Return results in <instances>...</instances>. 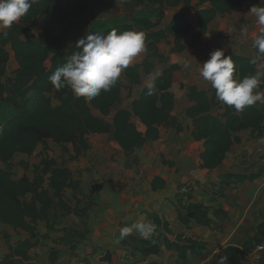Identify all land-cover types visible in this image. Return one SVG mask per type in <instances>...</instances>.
<instances>
[{
  "label": "trees",
  "instance_id": "1",
  "mask_svg": "<svg viewBox=\"0 0 264 264\" xmlns=\"http://www.w3.org/2000/svg\"><path fill=\"white\" fill-rule=\"evenodd\" d=\"M181 4H194L198 9L197 31L194 33L193 23L184 15H174L164 26L149 17H139L129 23L95 31L106 34L113 28L123 32L135 30L145 34L146 58L137 64L123 70L132 84L141 79V72L150 74L154 71L153 57L165 61V55L159 49V43L173 38V51L185 50V38L191 34V43L198 41L209 31L210 24L219 16L230 12H247L253 5H259L260 0H131L132 7L143 6L150 12H158L160 20L165 17L168 8ZM90 11L88 0H67L65 4H58L56 0H37L29 12L18 22L0 31V97L7 103L15 105L17 113L0 128V222L29 234L12 244L9 237L8 252L0 259V264H19L33 259V249L40 244L38 226L45 222L47 232L42 238H50V232L56 229L55 212L59 209V217L75 214L85 217L95 206L94 198L88 195L84 205L76 196L80 189V180L74 177L73 171L61 164L55 158L45 157L35 166V175L24 174L21 178H13L11 172L12 159L17 153L32 155L39 144L49 150L48 140L61 144L65 152H69L68 144H72L73 153L69 160H78L91 147L90 134H111L114 140L125 152H131L143 147L149 140L160 138V127L168 125L175 107L174 94L171 90L174 73L181 68L178 63H172L163 69L152 86L144 87L139 98L132 103V110L118 108L109 121L106 119L121 99L124 86L121 77L107 92L86 101L77 97L70 87L57 90L50 83L49 77L60 67H63L71 56L79 51L76 40L69 48L62 46V38L55 34V27L68 17H82ZM41 17L45 25L39 38L28 36L31 26ZM5 32L7 33L5 35ZM14 52L18 68L13 76L7 77L6 63ZM234 62V78L242 80L245 76L257 73L255 63L250 59L230 54ZM47 61L51 65L47 66ZM264 88V78L259 85ZM151 91V94H150ZM188 97L192 104L186 109V115L192 120L191 134L196 141H203V151L200 154V167L215 169L219 167L232 149L234 143L240 140L234 133L251 129L262 133L264 129V112L256 105L245 107L236 112L235 108L225 104L224 112L215 114L214 108H221L213 88V95L197 86H191ZM58 100V104L53 101ZM93 109L99 111L96 115ZM135 115L145 130L132 121ZM165 164L174 163L164 158ZM3 165L5 167H3ZM261 173H263L261 171ZM258 173L257 175H261ZM255 176L227 173L221 180V189L231 185L233 181L243 182L252 180ZM153 188L159 189L166 185V180L157 175L153 178ZM189 183L179 187L184 189ZM72 191V198L76 200L74 206L66 199L67 190ZM192 199V192L187 194ZM179 198V220L186 227L192 223L199 226L211 227L214 218L210 207L201 201L183 202ZM227 215L222 209L214 211V216ZM58 217V218H59ZM156 232L145 239L134 234L122 241V245L129 248L132 255L148 257L159 254L160 242L163 241L167 249H175L185 260L188 254L202 255L206 243L197 239L176 235L175 240L169 238L172 234L170 224L166 220L154 217ZM62 230L79 240H84L89 234L85 225L83 229L63 227ZM264 241V220L256 228L254 235H248L241 245H228L225 250V264H245L246 255L253 253L257 246ZM75 248V246H73ZM51 262L59 257V250L52 248L49 254ZM264 264V261H262Z\"/></svg>",
  "mask_w": 264,
  "mask_h": 264
},
{
  "label": "rangeland",
  "instance_id": "2",
  "mask_svg": "<svg viewBox=\"0 0 264 264\" xmlns=\"http://www.w3.org/2000/svg\"><path fill=\"white\" fill-rule=\"evenodd\" d=\"M88 1L91 10L87 15L81 18L66 20L56 27L55 34L62 38V46L69 48L76 40L85 37L88 32H93L95 29L107 28L118 23L130 21L135 11V13L139 15H144L147 11H144L146 8L143 6L132 7L130 5L131 0ZM59 2L64 3V0H60ZM147 13L155 21L160 22L159 27L164 26L174 15H184L194 25L192 32L197 31L198 9L194 4H181L176 7L168 8L163 20L159 19L158 12L147 11ZM254 21H256V18L250 12H230L223 14L211 23L209 31L196 45L191 43V35L187 36L185 39L186 48L182 52L172 50L174 45L172 37L162 41L159 47L165 54V61L154 58V72L151 74L142 73L139 83L132 84L125 77V74L123 72L121 73L120 77L124 83L121 91V99L112 113L106 117L109 121L112 120L115 110L120 107H126L132 110L134 99L139 96L145 86L153 84L156 75L164 67L172 63H178L181 66L174 74L172 85L175 107L170 117L169 124L162 125L160 128L161 135L159 139L148 141L143 147L131 152H124L111 134H90L89 140L91 147L78 160H69L70 154L73 153L72 144L67 145L69 152H65L61 144L50 141L49 150H45L44 146L39 144L37 149L30 156L17 153L12 159L11 172L13 178L19 179L24 174L33 177L35 175V166L39 165L43 158L52 157L55 158L59 164L65 161L66 165L73 171L75 178H79L80 181L82 179L83 182L85 181L87 190L93 195L97 189L92 191L90 188L91 181H87V179L89 178V180H92L91 176H95V174H105L106 180L100 178L98 182H102L100 184L101 187L103 184L104 186L107 185V190L104 193L106 197L104 201L99 202L100 205H98V212L96 215L108 218V223L114 224L111 230L115 233H118V223L120 224L124 221L128 222L131 220L130 225L137 221L153 223L152 219L155 215H160L166 219V212L168 211H166V209L162 211V207H159V203H155L157 205L153 208L152 205L155 201L165 202L171 205L172 209L170 210L176 214V212H178L179 198H176V196L174 197V195L177 189V194H181L184 203L191 201L188 199L187 194L192 192L193 201L207 202L216 205V195L222 192V189L220 190V188L212 184V182L216 181L212 180L214 178L212 174L219 173V169L207 172L199 167V154L203 149V143L202 141H196L191 134L192 121L186 115V109L192 104L188 97V90L191 86H197L200 89L207 90L211 96L213 95L211 83L205 81L200 75V72L202 64L210 58V53L216 49H223L225 56H228L231 52L239 51L248 53L252 58H260L256 48L253 47V37L257 34L258 30L256 26L253 29ZM243 25L248 26L247 35L241 33L240 29ZM42 26L43 23L41 21L34 23L30 28L28 36L39 38ZM143 57V52H141L133 61L140 62ZM17 66L18 64L13 59L6 63L7 72L4 79L13 76ZM261 100H264V94ZM219 102L221 108H214L216 114L224 112L225 103L222 101ZM53 103L58 104V100H54ZM93 112L99 115L98 110L93 109ZM15 113H17L15 105L5 102L3 98L0 97V128L13 117ZM132 121L140 129L144 130V125L135 115H132ZM232 151L233 153L229 156V160L231 159L230 157H239V164L237 165L238 170L250 171L254 169L251 164V162H253L251 154H249L247 149L241 148L240 145H235ZM255 154V159L259 162L258 167H264L263 152L258 151ZM164 157L168 160H174L176 165L169 166L165 164L163 161ZM233 165H231V167ZM3 167L5 166L3 165ZM157 174L163 176L168 183L164 189H159L155 192L151 182L152 178ZM187 183H189V187L179 189L180 186ZM86 186H83L84 191ZM101 189L104 190L105 187ZM77 194H79V192H77L76 195ZM66 199L72 206L76 203V200L72 198L71 190L66 192ZM60 212L59 209L55 212L54 221H56V229L50 232V238H42L43 234L41 232H45L44 230H46V227H43L41 232L39 231L40 244L33 249L35 253L34 256L38 258L41 257L39 264H44L46 261L51 263L49 254L52 248L59 249L69 259H72L77 253V238H73L62 230L61 218H64L66 223H69V218H66V216L59 217ZM238 212H240V209L235 208L231 210L230 217L220 216L219 221L210 229L199 228L194 225L195 228L192 230V233L203 234L202 230H204V233L210 231L215 233V230L219 228L223 229L222 231L224 232H230L233 222H236L238 219ZM248 217H250L249 221L252 222L253 217ZM172 221H174V219H172ZM173 228L177 232L176 224ZM251 231L256 232V229L244 228L236 230L235 236L244 238L245 235H250ZM133 233L138 234L135 231ZM5 236H8L9 241L14 244L28 237L29 234L21 230H15L13 227L0 222V259L8 252L9 244ZM114 241L117 244V242L120 241L119 236L116 235ZM73 246L76 248H73ZM118 246L117 244L116 247L118 248ZM216 247L219 248V246ZM98 251L100 250L97 249L93 251L89 256L95 255L97 257V255L103 254H99ZM83 254L85 256L75 259V264L102 263L101 260L98 259L99 256L95 260L94 258H89L87 252L83 251ZM128 254H130V251L125 249L122 255L124 258L123 263L133 264L129 263L132 262L133 257L130 258ZM103 255L104 257L107 256L105 253ZM92 259H94L95 263ZM245 261L250 264H262V261H264V253L254 250L253 254H249L245 257ZM19 264H24V262Z\"/></svg>",
  "mask_w": 264,
  "mask_h": 264
},
{
  "label": "crops",
  "instance_id": "3",
  "mask_svg": "<svg viewBox=\"0 0 264 264\" xmlns=\"http://www.w3.org/2000/svg\"><path fill=\"white\" fill-rule=\"evenodd\" d=\"M59 1L60 0H56V3L63 5V4H65L67 2V0H64V3H60ZM90 10H91V6H90ZM145 10H147V9H144V11ZM135 12L132 15V19L130 21L125 22V23H129L133 19L139 18V17H149L150 19L155 21L153 18H151L149 16L147 11L144 13V15H139V14H136ZM247 12H249V11H247ZM158 17H159V15H158ZM75 18H81V17H68L64 21L75 19ZM39 21H41L43 23V26L41 28V31H42V29H43V27L45 25L44 17H41V19H39L37 22H39ZM155 22H157V21H155ZM125 23H118L116 25H121V24H125ZM58 25L59 24H57L56 27ZM116 25H114V26H116ZM114 26H111V27H114ZM255 26L258 28V26L256 25V22L254 21L253 29L255 28ZM56 27H55V29H56ZM111 27L95 29L93 32L105 30V29H108V28H111ZM193 27H194V25H193ZM209 29H210V26H209ZM4 30H6V29H2L0 31H4ZM258 30H257V32H258ZM41 31H40V33H41ZM159 49H160V47H159ZM9 51H10V54H11V57H10L9 61L11 59L16 61L15 56H14V52L11 50L10 47H9ZM230 54H237V55L246 57V58H248L250 60L254 59L248 53H245V52L237 51V52H231ZM230 54H228V56ZM143 55H144V57H143V59L140 62L132 61L131 64L141 63L146 58V54H145L144 51H143ZM259 57H260L259 59H257V58L255 59L256 60L255 64H256V67H257V72L262 74L260 79H263L264 78V56H260L259 55ZM154 58H157V57H153L151 59V62L153 64H154V62H153ZM16 63H17V61H16ZM50 65H51L50 61H47V66H50ZM166 67H164V68H166ZM17 68H18V66H17ZM163 69L156 75V77L159 74L162 73ZM154 70H155V65H154ZM122 72L124 73V71H122ZM142 73H145V72L142 71L141 72V76H142ZM173 79H174V77H173ZM154 82H155V80H154ZM154 82H153L152 86L154 85ZM143 89H142V91H143ZM171 90H172V88H171ZM142 91H141V93H142ZM256 91L259 92L261 95L264 94V88H260L259 87L258 89H256ZM261 91H263V92H261ZM141 93L135 99L139 98ZM261 103H262V105H261ZM254 105H256L258 108H260L264 112V100L263 101L260 100ZM120 108H126V107H120ZM213 112H214V109H213ZM99 116H101L100 113H99ZM140 130H142V129H140ZM144 130H145V126H144ZM234 136L235 137H239L240 140L238 142L234 143V145L232 146V149L227 153L226 159L224 160V162L219 167H217L215 169L201 168L200 167V163H201L200 154L203 151V149H202V151L199 154V167L202 170L207 171V172H211V171L219 169V173L212 174V176H214V178L212 180H216V181L212 182V184L216 185L217 188H220V190H221V180L223 179V176L225 174H227V173H233V174H236V175L237 174H241V175H245V176H255L258 173H261V171L263 173H261V175H257L252 180H246V181H243V182H239V181L235 180V181H233L231 183V185L222 188V190H221L222 192H220V193H218V195H216V200H217V201L215 200L217 202L216 205L211 204V203H207V202L206 203L203 202V203H205V205L210 207L211 216L214 218V223H213V225L211 227L199 226V225H197L195 223H192L190 225V227H186L179 220V206H178V212H176V214H175L173 211L170 210V209H172V206L169 205V204H166L165 202L155 201L154 204L152 205V207L154 208L157 205L155 203H159L160 204L159 207H162V211H164L163 209H166V211H168V212H166V219H164L160 215H155V216H153V218L154 217H159L162 220H166V221L169 222L170 228L172 230V234L169 235V238L172 239V240H175L176 235L181 234L184 237L193 238V239H197L198 241L205 242L206 243V249L204 250L202 255L196 256V255H192V254L189 253L188 254V258L183 260L179 256L178 251H176L175 249H167V247L165 246L164 242L161 241L160 242V247L161 248H160L159 254L151 255V256H148V257L145 258V257H142L141 255H132L130 253V254H128V256L130 258L133 257V260H132V262H129V263H133V264H218V261L220 260V258H223L224 259V264H225V253H224L225 248L228 245H241L246 240V238L248 237L247 235H245L244 238H241V237L238 238L237 236H235V231L236 230H240V229H244V228L245 229L250 228V229H254L255 230L257 228L258 224L264 220V167H261V166L258 167L259 166L258 165L259 162H257V160L255 159V156H256L255 153L258 152V151H262L263 155H264V129H263L262 133L254 132L251 129L242 130V131H239V132H235ZM248 138H250V139H248ZM50 141H53V140H51V139L48 140L49 143H50ZM149 141H151V140H149ZM202 143H203V141H202ZM235 145H240L241 148H244V149L248 150L249 154H251V158H252V161H253V162H251V164L254 167V169H251L250 171L238 170L237 169L238 168L237 165L239 164V160H238L239 157H234V158L230 157L231 159L229 160V156L233 153L232 150H234ZM202 148H204V147H202ZM121 150L124 151L122 148H121ZM20 154H22V153H20ZM165 159H167V158H165ZM169 161L173 162L174 165H176V162L174 160H169ZM231 165H233V166L231 167ZM157 175H159V174H157ZM157 175H155V176H157ZM159 176H161V175H159ZM161 177H163V176H161ZM91 178H92V180H89V178H88L87 181H91L90 182L91 183L90 184V188L92 189V191H94V189H97L94 192V194L92 195V193L87 190L86 182L85 181L83 182L82 179H81V181H80V189H79V191H77V192H79V194H77L76 196L79 199L82 200V203L80 205L82 207V204L84 205V202H85L87 196L91 195L94 198L95 206L88 212L87 216H85V217L78 216V215H75V214L72 213V214H69V215L66 216V218L67 217L69 218V223H66V221H64V218H61V220H60V221H62V226L63 227H67V228H72L73 227V228H76V229H83L84 226L86 225L87 228L89 229V234L87 235V238L84 239V240H79L77 238V242H76L77 243V247H78L77 250H76L77 253L72 257V259H69L66 255H64V253L62 251H60L58 249L59 250L58 259L55 262H51V263L46 261L44 264H75V262H76L75 259H78L81 256H85L83 254V251L87 252L88 256H89L90 253H92L93 251H95L97 249L100 250V251H98L99 254L100 253H103V254L105 253L107 255L105 257H104L103 254L97 255V257L99 256L98 259L101 260V262H102L101 264H124L123 263L124 258L122 257V255H123L124 250L125 249L129 250V248L124 247L122 245V241L124 239L129 238V236L134 235L135 233H132L128 237L124 238L123 240L118 241L117 242V244L119 245L118 248L116 247L117 244L114 241V238H116V235L119 236V229L121 227L126 226V225H130V223H131L130 221L131 220L128 221V222L124 221V222H122L120 224L118 223V226H117L118 233H115L114 231L111 230V227H113L114 224H109L108 223L109 222L108 218H105V216H97L96 215V213L98 212V210H97L98 205H100L99 202L100 201H104V199L106 197V195H104V193L107 190V185L104 186V184L102 185V187H105V189L104 190L101 189L102 187L100 186V184L102 182L99 183L98 180L100 178L102 180H106V177H105V174L102 173V174H99V175L95 174V176L92 175ZM153 178H152V182H153ZM167 183L168 182H166V185H167ZM84 185L86 186L85 187L86 188L85 191L83 189ZM166 185H165V187H166ZM165 187L159 188V189H164ZM152 188H153V184H152ZM159 189H154L153 188V190L155 192L158 191ZM177 192H178V189L175 192L174 197L177 196ZM219 196H221V197H219ZM191 201H193V200L191 199ZM235 208L240 209V212H238V217H237L238 219L236 220V222H233L232 230H230V232L229 231L224 232V231H222L223 229L219 228V229L215 230V233L211 232V231L208 232V233H204V230H202L203 234L194 233V232L192 233V230L195 228L194 225L198 226L199 228H208V229L214 227V225L219 221V217L223 216V215H220L218 217L214 216V211L215 210L222 209L227 214L224 217H230L231 216V210L235 209ZM102 212L104 213L103 209H102ZM248 216L253 217V221L252 222L249 221L250 217H248ZM172 219H174V221H172ZM152 221H153V219H152ZM175 224L177 226V232L173 228L175 226ZM43 227H46V223L45 222H40L39 226H38V230L41 232V230H43L42 229ZM44 231L45 232H41V233L45 234L47 232V227H46V230H44ZM254 234H255V231H251L250 235H254ZM216 246H219V248H217ZM34 254L35 253L32 252L33 259L31 261L24 262V264H30V263H33V264L38 263L39 264L41 257L38 258V257L34 256ZM250 254H253V253H250ZM93 256H95V255H93ZM93 256H91V257L89 256V258H94L96 260L97 257L96 256L93 257ZM94 259H92V260L95 263ZM216 259H217V263H216ZM244 263L245 264H250V263H246L245 258H244Z\"/></svg>",
  "mask_w": 264,
  "mask_h": 264
},
{
  "label": "clouds",
  "instance_id": "4",
  "mask_svg": "<svg viewBox=\"0 0 264 264\" xmlns=\"http://www.w3.org/2000/svg\"><path fill=\"white\" fill-rule=\"evenodd\" d=\"M36 2L37 0H0V29L10 28ZM249 12L256 18L259 29L253 37V47L258 55L264 56V0H260L259 5L251 6ZM240 30L247 35L248 26L243 25ZM75 46L79 51L63 67L58 68L49 80L57 90L70 87L77 97H83L86 101H91L102 91H110L122 71L130 66L138 54L146 50L143 32H120L116 28L106 34L88 32ZM250 62L255 63V58ZM234 71L231 55L225 56L223 49H216L202 64L200 75L211 83L219 101L234 107L236 112H241L262 99V95L256 91L262 74L257 72L238 81L234 78ZM148 87L151 90L152 85ZM134 231L147 239L154 235L156 226L151 222H134L119 229V239L123 240ZM218 264H224V259L220 258Z\"/></svg>",
  "mask_w": 264,
  "mask_h": 264
},
{
  "label": "built area",
  "instance_id": "5",
  "mask_svg": "<svg viewBox=\"0 0 264 264\" xmlns=\"http://www.w3.org/2000/svg\"><path fill=\"white\" fill-rule=\"evenodd\" d=\"M256 252H262V253H264V241H262V243L257 246Z\"/></svg>",
  "mask_w": 264,
  "mask_h": 264
}]
</instances>
